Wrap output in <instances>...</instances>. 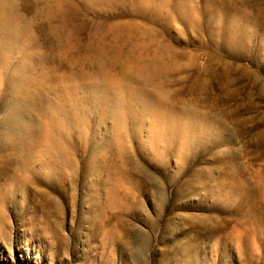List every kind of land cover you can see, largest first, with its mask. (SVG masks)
Wrapping results in <instances>:
<instances>
[{
	"label": "rangeland",
	"instance_id": "rangeland-1",
	"mask_svg": "<svg viewBox=\"0 0 264 264\" xmlns=\"http://www.w3.org/2000/svg\"><path fill=\"white\" fill-rule=\"evenodd\" d=\"M0 27V264H264V0H0Z\"/></svg>",
	"mask_w": 264,
	"mask_h": 264
},
{
	"label": "bare ground",
	"instance_id": "bare-ground-1",
	"mask_svg": "<svg viewBox=\"0 0 264 264\" xmlns=\"http://www.w3.org/2000/svg\"><path fill=\"white\" fill-rule=\"evenodd\" d=\"M186 2V1H185ZM189 2V1H188ZM9 6V5H8ZM9 11V10H8ZM7 13V12H6ZM11 21V20H10ZM14 22V21H13ZM1 27H2V25H1ZM0 27V28H1ZM3 29V28H2ZM7 29V28H6ZM12 29V28H11ZM7 41V40H6ZM148 65V64H147ZM145 66V65H144ZM154 67V66H153ZM153 67H151V66H148V67H145V68H143L144 70H140V71H138V73H135V74H138L136 77H135V79H138L139 81H141V80H148V78H151L150 76H151V71H152V68ZM154 69V68H153ZM155 70V69H154ZM153 72H155V71H153ZM156 73H157V70H156V72L154 73L155 75H156ZM152 77L154 78V76L152 75ZM133 78V77H132ZM150 81V79L148 80V82ZM97 83H99L98 81H96ZM152 82V81H151ZM93 83V82H92ZM146 82H144V84H145ZM150 83V82H149ZM99 85V84H98ZM112 85V84H111ZM93 86V85H92ZM91 86V87H92ZM81 88V87H80ZM83 88V87H82ZM117 91V90H116ZM111 92V91H110ZM116 94V93H115ZM161 96L159 95H157L156 96V99H160V100H162L163 101V98L161 97ZM66 98H68V97H66ZM119 98V97H118ZM69 101V100H68ZM70 102V101H69ZM164 103V102H163ZM160 104H161V102H160ZM69 105V104H68ZM164 105V104H163ZM171 114V113H170ZM188 114V113H187ZM168 115V114H167ZM172 115L173 114H171V116H168L167 118H166V120L169 122V124H170V127L172 128L171 130H173V131H176V132H180V134L182 133L181 131H182V129L183 128H180V126L179 125H177V124H180V123H178L179 121L178 120H176V118H175V115H173L174 117L172 118ZM183 118V117H182ZM180 120V119H179ZM180 122L181 123H183L181 120H180ZM184 125V124H183ZM182 125V126H183ZM184 127V126H183ZM186 127V126H185ZM122 128V127H121ZM207 129V128H206ZM119 130V129H118ZM187 131V130H186ZM178 132V133H179ZM185 132V130L183 131V133ZM199 132H200V130H199ZM202 133V132H201ZM206 133V132H205ZM209 133V132H208ZM207 135V134H206ZM200 138V137H199ZM197 141V140H196ZM55 144V143H54ZM53 147V146H52ZM50 148V147H49ZM53 149H54V147H53ZM56 149V148H55ZM49 150V149H48ZM51 151H52V148H51ZM62 148H61V151H59V149H58V152H59V154L60 153H62ZM58 154V155H59ZM62 154H64V153H62ZM67 158V157H66Z\"/></svg>",
	"mask_w": 264,
	"mask_h": 264
}]
</instances>
